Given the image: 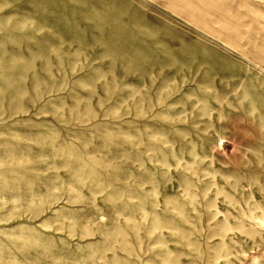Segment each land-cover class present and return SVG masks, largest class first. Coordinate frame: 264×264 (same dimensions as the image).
<instances>
[{"label":"rangeland","instance_id":"rangeland-1","mask_svg":"<svg viewBox=\"0 0 264 264\" xmlns=\"http://www.w3.org/2000/svg\"><path fill=\"white\" fill-rule=\"evenodd\" d=\"M0 264H264V0H0Z\"/></svg>","mask_w":264,"mask_h":264}]
</instances>
